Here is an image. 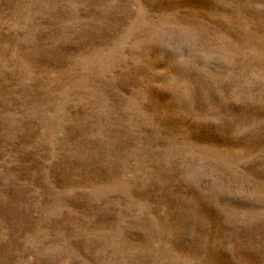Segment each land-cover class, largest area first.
<instances>
[{"label":"rangeland","instance_id":"obj_1","mask_svg":"<svg viewBox=\"0 0 264 264\" xmlns=\"http://www.w3.org/2000/svg\"><path fill=\"white\" fill-rule=\"evenodd\" d=\"M261 176L264 0H0V264H264Z\"/></svg>","mask_w":264,"mask_h":264},{"label":"snow or ice","instance_id":"obj_2","mask_svg":"<svg viewBox=\"0 0 264 264\" xmlns=\"http://www.w3.org/2000/svg\"><path fill=\"white\" fill-rule=\"evenodd\" d=\"M218 127L226 128L228 126L226 120H221L217 125ZM257 187L259 189L257 196L260 201L264 202V176H261L258 181H256ZM247 205H234V207H246ZM257 222L264 223V217L259 218Z\"/></svg>","mask_w":264,"mask_h":264}]
</instances>
